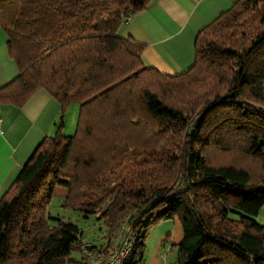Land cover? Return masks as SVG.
Segmentation results:
<instances>
[{
    "label": "trees",
    "instance_id": "trees-1",
    "mask_svg": "<svg viewBox=\"0 0 264 264\" xmlns=\"http://www.w3.org/2000/svg\"><path fill=\"white\" fill-rule=\"evenodd\" d=\"M152 2L0 0L19 70L0 103L22 107L45 89L60 104L56 133L0 198V264H82V228L50 223L58 183L64 208L99 213L97 250L108 252L129 220L139 240L125 264H143L149 233L170 219L182 225L178 264H264V0H237L204 26L192 66L177 74L120 35Z\"/></svg>",
    "mask_w": 264,
    "mask_h": 264
},
{
    "label": "crops",
    "instance_id": "crops-1",
    "mask_svg": "<svg viewBox=\"0 0 264 264\" xmlns=\"http://www.w3.org/2000/svg\"><path fill=\"white\" fill-rule=\"evenodd\" d=\"M236 1L153 0L149 8L130 18L120 35L133 37L147 45L144 52L147 64L165 73H181L194 62V46L199 31ZM6 43L7 36L0 30V88L15 79L19 73ZM72 111L74 115V108ZM59 115V102L45 89L33 93L22 107L0 103V198L42 139L56 133ZM64 122L63 132L67 127L66 116ZM263 211L264 208L257 220L264 225ZM176 226L174 224V227L167 230L169 232L158 248L157 256H153L152 264H162L165 260L168 261L169 253L174 254L175 245L183 239V231L179 239L174 238L178 229ZM178 254L176 248L177 264Z\"/></svg>",
    "mask_w": 264,
    "mask_h": 264
},
{
    "label": "rangeland",
    "instance_id": "rangeland-1",
    "mask_svg": "<svg viewBox=\"0 0 264 264\" xmlns=\"http://www.w3.org/2000/svg\"><path fill=\"white\" fill-rule=\"evenodd\" d=\"M75 110L74 115H72V110ZM79 113V104L72 103L67 107L66 116L67 127L64 129L66 135H72L76 130L77 118ZM65 118V117H64ZM68 188L63 183H58L55 187L53 197L48 206V212L51 216L50 223L55 225L58 223V218H63L65 220H72L78 224L83 230V240L85 242H90L96 245H100L104 242L105 227L101 221L97 219L99 215H91L88 218L81 215L79 212L72 209H67L63 207V202L67 195ZM264 212V211H263ZM174 224H177L178 229L174 234V238L179 239V235L182 234V226L178 219H170L160 223L154 227L149 233L146 245V260L143 264H152L153 256H157L158 248L160 247L162 241L166 238V233L168 229L174 227ZM176 226V227H177ZM157 239L159 240L157 242ZM157 242V243H156ZM176 248L174 254L169 253L168 261L176 263L175 260ZM75 257H79L80 253H75Z\"/></svg>",
    "mask_w": 264,
    "mask_h": 264
},
{
    "label": "built area",
    "instance_id": "built-area-1",
    "mask_svg": "<svg viewBox=\"0 0 264 264\" xmlns=\"http://www.w3.org/2000/svg\"><path fill=\"white\" fill-rule=\"evenodd\" d=\"M2 133V119L0 117V134ZM138 221V220H137ZM136 221V222H137ZM139 240V234L134 232L128 219L122 222L115 237L112 248L104 253L94 247L93 243L81 242L82 264H125L132 255ZM162 264H173L164 261Z\"/></svg>",
    "mask_w": 264,
    "mask_h": 264
},
{
    "label": "water",
    "instance_id": "water-1",
    "mask_svg": "<svg viewBox=\"0 0 264 264\" xmlns=\"http://www.w3.org/2000/svg\"><path fill=\"white\" fill-rule=\"evenodd\" d=\"M197 123H198V120L195 122V125H197Z\"/></svg>",
    "mask_w": 264,
    "mask_h": 264
}]
</instances>
